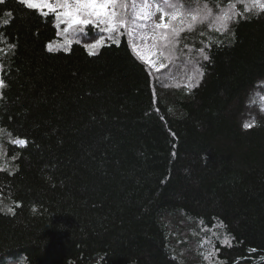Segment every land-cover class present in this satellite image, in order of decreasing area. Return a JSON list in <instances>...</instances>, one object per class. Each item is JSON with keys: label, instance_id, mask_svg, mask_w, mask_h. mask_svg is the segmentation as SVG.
Returning <instances> with one entry per match:
<instances>
[{"label": "trees", "instance_id": "16d2710c", "mask_svg": "<svg viewBox=\"0 0 264 264\" xmlns=\"http://www.w3.org/2000/svg\"><path fill=\"white\" fill-rule=\"evenodd\" d=\"M54 25L0 3V264H264V13L160 71L127 35L49 51Z\"/></svg>", "mask_w": 264, "mask_h": 264}, {"label": "snow or ice", "instance_id": "6c2138e0", "mask_svg": "<svg viewBox=\"0 0 264 264\" xmlns=\"http://www.w3.org/2000/svg\"><path fill=\"white\" fill-rule=\"evenodd\" d=\"M0 3H4V0H0ZM19 3L42 17H54V26L62 28L64 37L63 44L58 47L69 46L73 41L80 43L91 28H96L113 43H118L122 36L127 35L130 39L129 46L137 58L153 68H156L153 55L158 54L168 60L173 58L182 32H190L205 23L218 24L220 28L217 31L222 29L226 32L237 18L264 13V0H239L243 11L238 10L234 0H229L227 8L210 6L209 0H194L193 4H186L184 0H19ZM60 34L58 31L57 35ZM102 39L103 37H92L91 42L84 46L95 49L101 45ZM8 47L14 54L17 45L9 44ZM47 47L49 51L53 50L51 42ZM141 49H146V52ZM200 51L203 53L204 49L201 48ZM93 54L95 53L90 52V55ZM204 59L209 57L205 55ZM163 68L165 65L160 63L156 71ZM3 70L4 66L0 64V71ZM8 87L9 83L0 78V100L5 98ZM252 126L248 123L244 125L246 129ZM11 142L21 146H27L28 143L26 139L20 138ZM2 171L5 169L0 166V172ZM7 212L15 215L12 207H8ZM203 259L211 261L212 254L203 255Z\"/></svg>", "mask_w": 264, "mask_h": 264}, {"label": "rangeland", "instance_id": "374dc122", "mask_svg": "<svg viewBox=\"0 0 264 264\" xmlns=\"http://www.w3.org/2000/svg\"><path fill=\"white\" fill-rule=\"evenodd\" d=\"M58 31L61 32V34L59 35L58 39L55 42L51 43L53 46V50H69L75 43H77V42L73 41V43L69 46L58 47V45L63 44V39H64L63 34H62V28L58 29ZM89 32H90V30L87 32V35H85L83 37L82 41L80 42L81 44L85 45V43L91 42V40H90L91 35H89ZM102 37H103V39L101 40V45H98L95 49H90L91 52H96L97 50H99L101 48V46H103L104 44H106L107 41H109L107 39V35H104ZM98 39H101V37H98ZM141 51L146 52V49H141ZM153 52L155 53L156 50H153ZM152 59L156 64V68H159L160 63H163L161 57H159L158 54L153 55Z\"/></svg>", "mask_w": 264, "mask_h": 264}, {"label": "clouds", "instance_id": "9594fccd", "mask_svg": "<svg viewBox=\"0 0 264 264\" xmlns=\"http://www.w3.org/2000/svg\"><path fill=\"white\" fill-rule=\"evenodd\" d=\"M8 264H10V258H9Z\"/></svg>", "mask_w": 264, "mask_h": 264}]
</instances>
